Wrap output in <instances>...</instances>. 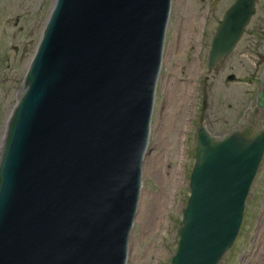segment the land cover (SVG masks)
Instances as JSON below:
<instances>
[{"label": "water", "instance_id": "obj_1", "mask_svg": "<svg viewBox=\"0 0 264 264\" xmlns=\"http://www.w3.org/2000/svg\"><path fill=\"white\" fill-rule=\"evenodd\" d=\"M257 1L225 12L210 70L234 52ZM171 8L54 0L1 143L0 264H128ZM263 158L264 129L216 138L201 126L171 264L222 262Z\"/></svg>", "mask_w": 264, "mask_h": 264}, {"label": "rangeland", "instance_id": "obj_2", "mask_svg": "<svg viewBox=\"0 0 264 264\" xmlns=\"http://www.w3.org/2000/svg\"><path fill=\"white\" fill-rule=\"evenodd\" d=\"M235 1L220 0L211 10V0H172L128 264H171L190 196L199 127L222 138L253 115L264 81V0L257 1L256 14L232 55L208 68L218 24ZM53 5L54 0H0V148L17 85ZM232 75L236 80L228 81ZM257 122L264 125V112ZM220 264H264V158L235 245Z\"/></svg>", "mask_w": 264, "mask_h": 264}, {"label": "flooded vegetation", "instance_id": "obj_3", "mask_svg": "<svg viewBox=\"0 0 264 264\" xmlns=\"http://www.w3.org/2000/svg\"><path fill=\"white\" fill-rule=\"evenodd\" d=\"M212 1V0H211ZM213 2V1H212ZM211 2V4H212ZM232 55V54H231ZM165 58V57H164ZM228 58V57H227ZM226 59V58H225ZM224 59H222L221 61H223ZM164 61V60H163ZM219 61V63L221 62ZM218 64V63H217ZM209 68V66H208ZM259 93V92H258ZM264 112V110H261L257 113L256 115V112H255V108L252 110V116H247L246 117V120L244 121H240L239 123V129L242 130V129H245V128H248L250 126H252L253 128H257V132L260 131V130H263L264 129V125L261 123V122H257L258 120V116L260 113ZM261 123V126L258 127V124ZM203 126V125H201ZM201 126L199 127L198 131H197V141H198V133L200 131V128ZM206 128V127H205ZM261 128V129H260ZM235 130V129H234ZM208 131V130H207Z\"/></svg>", "mask_w": 264, "mask_h": 264}, {"label": "bare ground", "instance_id": "obj_4", "mask_svg": "<svg viewBox=\"0 0 264 264\" xmlns=\"http://www.w3.org/2000/svg\"><path fill=\"white\" fill-rule=\"evenodd\" d=\"M138 214H139V210H138ZM137 216H138V215H137ZM136 219L138 220V218H136ZM137 220H136V221H137Z\"/></svg>", "mask_w": 264, "mask_h": 264}]
</instances>
